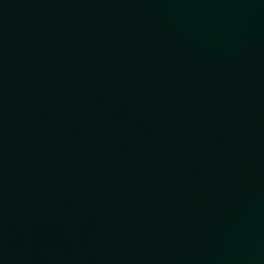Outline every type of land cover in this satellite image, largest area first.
<instances>
[{
    "label": "water",
    "instance_id": "1",
    "mask_svg": "<svg viewBox=\"0 0 264 264\" xmlns=\"http://www.w3.org/2000/svg\"><path fill=\"white\" fill-rule=\"evenodd\" d=\"M0 264H264V0H0Z\"/></svg>",
    "mask_w": 264,
    "mask_h": 264
}]
</instances>
